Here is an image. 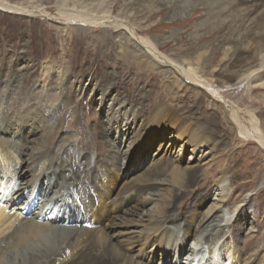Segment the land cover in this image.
Returning <instances> with one entry per match:
<instances>
[{"label": "rangeland", "instance_id": "374dc122", "mask_svg": "<svg viewBox=\"0 0 264 264\" xmlns=\"http://www.w3.org/2000/svg\"><path fill=\"white\" fill-rule=\"evenodd\" d=\"M219 1V7H223L221 12L205 0H0V129L9 130V133L10 125L13 124L24 128L27 121L25 115L43 120L45 109L55 106L62 108L55 112L53 118L60 119L64 114L69 122L76 117L75 121L80 122V127L90 134L91 126L100 117L105 120V117L100 116L102 108L98 93L106 90L104 110L111 109L113 103L114 110L123 104L121 113L124 116L132 118L131 115L136 113L133 128L137 131L149 122L146 116L151 103H155L157 96L161 97L162 100L157 102L158 107L165 106L175 110L179 118L211 140L213 155L219 156L214 169H206L203 166L206 161L189 160L192 158L190 152L183 155L179 163H175L180 143L174 140L173 128L169 126L159 127L162 130L155 129L149 138L150 144L129 167L128 163L122 164L127 156V148H122V145H118L121 157L116 159L117 163L111 157L98 160L93 156L94 147L88 149L83 145L78 149L75 146L76 153H69L64 157L67 166L72 169L77 154L83 151L80 161L78 160L79 166L72 169L74 176H81L83 166L89 162L88 157H93L94 162L97 160L99 163L90 174L92 185L87 189L88 192L93 190L96 193L93 196L92 193H87L91 196L90 205L94 210L90 209L88 212L94 214V217L80 210L79 206H75L73 216L80 224L82 220H89L88 223L95 228V213L100 208L99 202L120 201L128 195L134 202L123 208L116 216L118 220L115 223L122 222L126 217H133L128 211L136 204L138 215L149 210L153 204L142 206L140 201L143 194L136 196L139 191L134 187L141 178L148 175L151 162L158 160L154 154L159 150H166L169 155L158 162L160 165L153 167V173H157L158 169L160 173L162 168H167V173L172 174L175 168L190 166V170L199 171L200 178L205 169L212 186L216 179L215 170L224 171L230 186L229 195L235 200L226 207L229 213H233L236 206L248 197L245 212L238 210L233 218V221L237 219L235 230L238 228L239 234L234 238L228 237L229 234L225 236L219 250L214 253L218 256L222 252L223 256L218 260L215 257V262L212 261L211 264H226L227 255L237 249L241 250L239 264H264V150L253 140L240 139L239 126L231 122L235 120L231 111L234 108L239 113V118L247 126L257 129L258 135L264 138V1H261L262 5L260 1ZM3 6H15L25 11L15 13L5 10ZM70 17L75 20L69 22L67 18ZM118 25H124L125 29L135 32L136 36H131L132 39H146L156 43L160 56L172 57L177 63L181 62L180 64L191 68L195 76H188L183 84H178L173 74L164 76L163 72L168 70L164 66L159 68L151 65L149 60H136L125 47V43L130 40L129 36L114 32ZM136 61L139 62L137 69L131 64ZM122 63L133 65L131 69L125 70L126 74L123 76L134 79L142 74L149 75L148 71L154 70L158 73L157 79L153 84L148 82V85L141 83L134 86L135 79L130 86L127 84L126 88L119 87L115 77L118 75V64ZM254 70L258 73L249 80L247 86L237 84L245 74ZM137 87L139 91L136 90ZM204 88L217 90L218 98L208 91L210 96L204 93ZM221 106L226 109L225 113L218 109ZM114 119H122V116ZM59 129L62 136L80 140L75 127L62 123ZM10 135L7 134L6 137L9 139ZM24 135L25 131L19 138L22 139ZM107 136L111 141L117 138L116 132ZM129 138L130 136L127 137L128 141ZM61 141L62 139L54 140L52 147L49 146L52 148L49 149L50 152L56 150L54 147L62 146ZM96 148L98 151V147ZM21 156H13V160H10L12 164L9 163L6 169L7 177L11 174L10 167L19 162L23 158ZM24 169L25 165L16 168V171L20 174ZM27 169V175L33 172L30 168ZM7 177L0 178V196L3 191L9 190ZM167 180L168 185L154 186L150 191H154L160 198L179 194L175 202L176 208L178 204L185 206L186 203V209L195 210L201 219L214 205V197L203 200L199 195L201 191H194L195 185L178 189L174 181L170 178ZM19 182L24 185L23 179H19ZM60 182L61 178L57 175L53 181V189ZM37 186L44 188L46 184L41 180ZM5 198L10 205L9 211L21 203L12 204L8 200L9 196ZM41 199L42 197L38 201ZM256 207L259 210L254 213ZM34 208L33 206L31 213L35 211ZM125 210L127 212L123 213ZM171 214L172 212L168 216ZM135 216L137 217L136 214ZM150 218L152 214L144 217V220ZM254 219L261 220V225H255ZM183 220L186 219L179 221ZM110 221L111 218H108L103 223ZM145 223H140V227L111 230L110 235H117L112 242L121 249L133 247L135 253H147L148 264H163V248H157L158 242L154 244V240H150L148 235L141 234ZM195 233L196 226L193 227V234ZM191 242L193 238L186 240L184 244ZM182 255H186L185 252ZM185 258L187 257L181 259L182 264H190L191 260L187 261ZM237 259L239 258L236 256L235 260Z\"/></svg>", "mask_w": 264, "mask_h": 264}, {"label": "bare ground", "instance_id": "6f19581e", "mask_svg": "<svg viewBox=\"0 0 264 264\" xmlns=\"http://www.w3.org/2000/svg\"><path fill=\"white\" fill-rule=\"evenodd\" d=\"M205 1L209 2L213 7L215 6L219 12L222 11L223 7H219L218 5L220 3L219 0ZM246 1L263 2L264 0ZM4 9L15 13L25 11L17 7L15 8V6H6ZM26 12V15H30ZM70 18H67L69 22L75 20ZM127 29L124 28V25H118L115 27L114 32L129 36L130 40L127 43L124 42L125 47L136 60H140V62L142 60H149L151 65L154 64V66H159V68H161L160 66H164L168 69L163 72L164 76L173 74L176 76L178 84H183V81L188 76L193 75V70L180 64L181 62L177 63L172 57L160 56V49L156 43H151L146 39L138 40L139 38L137 37V39H132L131 36H136L135 32ZM138 63L137 61L135 64L131 63L134 66L129 63H122L123 66L118 64V75L115 77L117 78V86L126 88L127 84L130 86L131 81L135 79L136 84L134 86L137 84L141 85V83L144 85L148 82V84H153L158 75L154 70L148 71L149 75L145 76L142 74L136 78L134 77V79H131L133 77L128 78L125 75L123 76V74H126L125 70L131 69V66L137 69ZM257 73L258 71L254 70L245 74V77H242L237 84H242L244 87L247 86L249 80L254 78ZM199 82L201 83V81ZM136 90L139 91V88L137 87ZM205 91L204 93L209 95L208 92H210V94L218 98L216 95L218 93L216 92L217 90L205 89ZM127 93H129L128 89ZM98 94L100 96L99 101L101 100L99 105L102 108L100 116L105 117V120L100 117L91 126L92 131L90 130V134L86 129L85 133V130L79 125L80 122L75 121L76 117L70 119L69 122L67 116L64 114H62L60 119L53 118L55 112L62 108L55 106L47 108L45 106L43 120H35V117L30 118L28 114L25 115L27 121H25L26 126L24 128L13 124L10 125L11 132L9 133H7L9 130L0 129V178L5 179L7 177L6 169L9 167V163L12 164V161L10 162L12 158L15 156L19 157L20 155L23 156V158L21 156L22 159L19 162H15L16 164L10 167L11 174L7 177L9 178V182H7V189L9 190L3 191V194L0 196V264H148V261H146L147 253H135L133 247L128 249L118 248L115 245L116 243L112 242L117 235L112 236L109 234L111 230L117 228L140 227V223L144 222H146L145 226L141 224L142 229L144 228L141 234L148 235L150 240H154V244L158 242L157 248H163V264H182L181 259L184 260L185 256L188 258H185L187 261L191 260L190 264H195V261H197L196 264H211L212 261L215 262V257L218 260L223 256V253L219 252L218 256L214 253L219 250L218 247L225 236L229 234L228 237L234 238L239 234L238 228L235 230L237 219L233 221V218L236 211L245 212L248 197L241 201L242 204L236 206L233 213H229L226 207L231 205V202L233 203L235 200H232V197L229 195L230 186L224 171L215 170L216 179L212 186H210L209 175L205 169L200 178L199 171L190 170L192 168L190 166L184 169L175 168L172 174L167 173V168L162 167L160 173L159 169L157 173H153V167H157L160 165L158 162L165 160L168 153L166 150H159L157 154H154L158 160L155 158L157 161L151 162L150 169L147 171L148 175H144L143 179L140 177L142 180L139 178L140 180L134 187L139 191L136 192V196L139 197V195L143 194L140 201L142 206L153 204L149 210L143 211L138 215L136 204L128 211L129 215L133 217H126L122 222L118 221V223H115L118 220L116 216L122 212L123 208L130 206L134 202L132 197L128 195L120 201L99 202L100 208L95 213V223L97 225L95 228L88 223L89 220H82V224H80L78 219L73 216L76 208L79 206L80 210L94 217V214L88 212L90 209L93 210L90 205L92 199L88 195L92 193L93 196L95 192H92L93 190L88 192L87 189L92 185L89 180L90 174L94 172L93 170H96V166L99 163L97 160L94 162L93 157H88L87 160L89 162L85 167L83 166L82 174L80 173L81 176H74L72 169L79 166L80 156H82L83 151L77 154L76 162L72 169L70 166H67L64 157L69 153L74 155V152L76 153L75 146L78 149L83 147V145H86L88 149L94 147L93 156L98 158V160H101L103 157H111L113 162L117 163L116 159L121 157V154L119 156L118 153L120 151L118 145H122V148H127V156L124 157L122 164L128 163L127 166L129 167L139 158V153L141 154L144 148L150 144L148 141L155 129L169 126L173 128L174 133L172 136L174 140L180 143L179 149L176 152L175 163H179L183 155L190 152L192 158H189V160L193 162L206 161L203 166L212 171L219 159V156L215 157L213 155L214 149L212 148L211 140L203 132L179 118L175 110L173 111V109L165 106L158 107L157 102L162 100L161 97L157 96L158 99L155 98V103H151V108H149L146 116L149 122L142 125L137 131H134L136 113L131 115L132 118H128V116H124L121 113L124 105L118 104L119 106L114 110L115 103H113L111 109L105 111L106 104L104 98L107 92L104 90ZM128 95L127 97L129 98ZM218 109L222 113H225L226 109L224 110L223 106ZM231 111L235 117V120L231 122L239 126L238 137L240 139L244 138L247 141L253 140L264 150V138L258 135L257 129L247 126L245 121L239 118V113L236 109L232 108ZM66 112L68 113V110ZM0 113L2 115V111ZM118 116H122V119H114ZM113 119L114 123L112 124ZM62 123L63 125L67 124L68 127H75L79 133L80 140L74 139L71 136H62L59 129ZM23 131H25V135L21 139L19 137ZM113 132H116L117 138L111 141L107 134ZM7 134H11L9 139L6 137ZM128 136H130L129 141L127 140ZM57 139L58 141L62 139V146L58 148L56 146V148L54 147L56 150L50 152L49 149L52 148L49 146ZM106 143L109 144V147ZM96 147H98V151ZM99 155L101 156L99 157ZM120 162L121 160L118 161V163ZM209 162H212V164L208 165ZM24 165L26 169L30 168L33 172L27 175L28 169H24L19 174L16 168L23 167ZM57 175L61 178V182L53 189V181L56 180ZM170 175L171 177H169ZM167 178L174 181L178 189L180 187L186 189L187 187H191V184L195 185L194 191H201L199 195L203 200H207L211 196L214 197V205L204 213L201 219L199 218V213H196L195 210L190 211V209L188 211L186 209V203L185 206L178 204L176 208L175 202L179 194L160 198L154 191H150L154 186L168 185ZM19 179L24 180V185L19 182ZM41 180H43V184H46L44 188L43 186L40 188L37 186ZM6 196H9L8 200L12 204L21 203L9 211L10 205L5 201ZM40 197L42 199L38 201ZM23 198L25 199L23 200ZM33 206L35 207V211L31 213ZM174 209H178V211L174 212ZM258 210V207H256L253 212L255 213ZM126 212L127 210L123 213ZM171 212V216H168ZM151 214L152 218L144 220V217ZM108 218H111L110 223L105 222L104 224L103 222ZM180 219L186 220L182 222L179 221ZM254 223L260 226L262 222L261 220L254 219ZM194 226H196L195 234H193ZM107 229H109L108 232ZM192 238L193 242L184 244L186 240L189 241ZM239 251L241 252L240 249ZM239 251L237 249L234 253L231 252V254L227 255L225 263L239 264ZM184 252L186 255L183 256L182 253ZM236 256L239 259L235 260Z\"/></svg>", "mask_w": 264, "mask_h": 264}]
</instances>
